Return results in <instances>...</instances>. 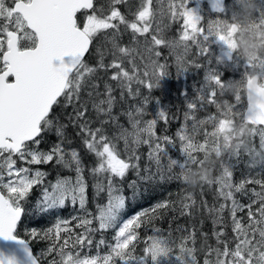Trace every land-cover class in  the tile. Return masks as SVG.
<instances>
[{
  "label": "snow or ice",
  "instance_id": "6c2138e0",
  "mask_svg": "<svg viewBox=\"0 0 264 264\" xmlns=\"http://www.w3.org/2000/svg\"><path fill=\"white\" fill-rule=\"evenodd\" d=\"M126 2L106 0V4L97 6L95 0H0V239L21 245L29 264H43L41 257L32 253L29 239L19 236V225L26 212L25 203L36 186L42 188L41 199L37 203L41 213L64 208L68 203L72 206L78 204L83 213L71 219H57L42 233L33 229L27 234L30 238L51 241L47 250L51 259L47 264H70L71 261L75 264H160L159 258L163 253L172 255L174 251L172 245L175 241L170 236L166 238L160 234V229L154 228L156 235H148L143 240L139 231L142 225L158 218L160 210L170 207L175 210L174 202H159L150 209L121 220L126 197L122 186L116 181H123L130 170H135L142 180L152 178L150 167L143 169L149 175L141 176L142 154L138 150L142 145L148 147L147 159L155 163L157 169L164 156L168 157L166 167L169 172L174 167L179 170L187 168L189 154L207 144L215 127L212 122L216 121L218 115L216 112L199 118L197 113L208 106L216 109L223 82L218 75L209 73L207 83L187 103L184 123L176 133L185 157L183 161L169 156L167 146H176L171 137L156 135L158 121L166 123L168 120L165 110H159L149 120H144L147 115L144 107L129 111L126 115L131 129L117 125L119 133L109 136L104 126L109 120H116L111 116L115 100L112 85L105 83V91L101 93L99 85L92 83L86 100L82 99L81 90L98 70L117 69L110 79L119 81V86L127 88L129 94L139 95V90L133 93L128 83L132 80L129 72L121 67L124 57L134 49L121 46L120 25L130 28L134 34L144 35L153 30V23L156 24L154 31L157 34L152 35L150 41H145L144 51L150 55L144 57L147 63L142 75L147 82L137 77V83L146 84L148 89L158 87L160 80L167 76L165 65L151 58L150 44H166L174 52H180L176 56L177 72L180 74L187 71L185 65L189 63L194 67L201 66L197 60L210 50L213 36L228 46L231 55L234 47L231 35L235 25H222L220 20H213L206 27L202 26V18L189 8L190 0H141L133 13L135 19L129 22L117 7ZM214 6L218 11H224L221 0H216ZM165 16L172 21L182 20L178 39L168 41L164 38L161 23ZM262 24L264 18L259 21V25ZM225 27L227 32L224 31ZM101 36L103 39L100 43L94 45V41ZM106 44H110V48L106 49ZM93 46L99 56L96 67L85 60L86 53ZM193 47L197 52L189 62L185 57L191 54ZM109 54L112 60L105 64V57ZM154 55L158 57L159 52ZM248 67H252L251 59ZM216 85L220 86L219 91ZM101 96L105 98L97 102L95 98ZM89 102L97 115L109 117V120H99V127L93 128L92 118L86 115ZM143 103L147 105L149 98L145 97ZM69 104L74 110V116H69V120L79 129L77 135L81 136L85 147L96 158L94 166L89 169L92 187L97 196L107 193V202L97 203L95 214L87 208L89 183L84 174L85 166L79 151L72 147V140L65 136V125L55 128L59 141L53 143L49 150L44 151L39 147L56 123L55 109ZM248 116L260 124L259 133L264 142V117H254L252 108L248 109ZM207 125L212 126L210 131ZM197 136H203V142L194 143ZM120 141H123L122 149L119 147ZM53 161L74 172V176L58 175L54 182L46 183L49 173L32 166L47 165ZM232 176L231 166L228 165L221 168L220 179L215 182L219 185L218 196L224 202L207 210L214 213V225H223V230L213 232L215 247L205 245L202 264H264V178L246 179L233 185ZM177 178L180 179L179 176ZM246 184L258 185L260 191L253 188L251 191L255 199L245 205L235 199L234 193L243 191ZM134 186L135 182L129 185ZM185 199L195 203L191 196ZM190 209L191 204L181 203L180 215H191ZM238 213H246L247 218ZM73 221H76L74 225ZM76 229L83 231L77 232ZM108 230H115V233L112 242L107 245V254L81 256L78 249L92 245L91 234ZM229 230L233 233L231 239L228 238ZM140 243L144 247L142 253L137 255ZM104 244L102 238L97 247ZM178 251L176 258L179 264H201L196 255L194 230L181 237ZM0 264L21 262L15 255L6 256L0 251Z\"/></svg>",
  "mask_w": 264,
  "mask_h": 264
},
{
  "label": "trees",
  "instance_id": "16d2710c",
  "mask_svg": "<svg viewBox=\"0 0 264 264\" xmlns=\"http://www.w3.org/2000/svg\"><path fill=\"white\" fill-rule=\"evenodd\" d=\"M120 30L121 34L119 42L121 46L128 47L130 50L134 49V51H130L128 56L124 57V62L121 67L125 71L129 72L132 80L128 83L133 93H135L137 89L139 90V95L129 94L127 88H121L119 86V81H113L110 79L111 75L118 71L117 69H108L107 71L103 69L98 70L94 76L89 78V83L81 90L82 99L86 100L88 99L87 93L92 90V83L99 85V91L101 93L105 91V83L112 85V95L115 97V100L113 102L111 116H115V122L109 120L107 115H97L95 109L92 108L91 102H89V111L86 114L92 118L93 128L100 126L99 120H109V123L104 126L106 134L109 136L116 135V131H119L117 125L121 122H124L126 124L125 128L130 130L131 125L128 123L129 118L126 113L134 111L136 106L142 105L145 97H148L149 100L152 101L153 96H157V94H150L154 87L152 89H148L146 84L137 83V77L145 79L147 82V78L142 75L145 70L144 65L147 63V60L144 59L146 55L139 49L132 46V30L130 28H126L125 25H120ZM111 31L112 30H109V32ZM102 39V36L98 37L97 40L94 41V45L100 43ZM105 48H110V44H106ZM85 60L90 66L96 67L99 56L97 55L94 46L90 47L89 53H86ZM111 60L112 56L110 54L107 55L105 57V64L110 63ZM170 88L171 96L168 99L169 102L164 107L168 120L166 123L164 121H158L155 131L157 136H168L175 141L176 146L173 147L172 145H168L167 151L170 156L180 159L178 156L180 154V142L176 137V133L182 124L185 107L178 92L177 95H175L172 87ZM121 93H123V97H121ZM153 93H157V91ZM242 94L244 98V91ZM103 98L105 97L101 96L95 99L98 102L99 99ZM77 107H79V105H77ZM147 107L148 106L145 108ZM69 116H74L72 105L69 104L55 109L56 123L54 124L53 129L46 134L39 147L44 151L49 150L53 143L59 141L55 128L59 125H65V136L67 139L72 140V147H75L79 151L82 162L85 166L84 174L89 183V187L87 189V208L92 210V213L94 214L96 211L94 210V205L97 203L103 204L107 199V193L104 192L97 196L92 187L93 179L89 174V169L94 166L96 158L85 147L81 136L77 135L79 129L76 128L73 122L69 120ZM237 120L240 121L242 126L248 127L250 125V123L245 120L244 116ZM234 128L236 129L237 127ZM228 133L231 135L230 131ZM200 138L201 136L195 137L194 142H199L198 140H200ZM220 142L219 150L216 151V153L212 151L209 155L203 156V152L201 151H192V154L188 157V167L183 170H179L174 167L171 172H169L166 167L168 162L164 166H160V168L157 169L155 163L148 161V147L146 145H142L138 150V152L142 154L140 160L141 176L149 175V173L144 172L143 169L145 167H150L152 178L149 180H142L137 176L135 170H130L123 181L117 179L116 182L122 186L123 195L126 197L125 208L121 210V220H126L141 210L150 209L159 202H174L175 210L171 207L162 209L160 210L158 218H154L150 223L142 225L139 230L141 239L143 240L146 238L152 233L154 228H157L160 229V232L166 238L170 236L172 241L180 244L181 237L186 236L188 231L194 230L197 248L196 255L197 259L202 263L205 245L207 244L215 247L216 241L213 232L223 230V225H214V213H209L207 209L213 205L218 206L224 201L223 198L218 196L219 186L215 183V177H211L212 181H209L210 178H203L201 173H196L198 170V161L207 160L209 163L214 162L218 164V162H225L229 159L231 162V171L233 172L232 181L234 182V185H238L241 181L246 179L264 178V150L260 149L258 144L256 145L254 142L250 143L252 145L250 146L249 151L239 148L236 153L232 154L231 150L223 145L224 141ZM119 147L121 149L123 148V141L119 142ZM38 168L49 173L46 183L47 181L54 180L58 175L68 176L74 173L64 169L61 165L56 164L55 161L47 165H38ZM178 176L180 179L177 178ZM133 182H135V186L129 187V185L133 184ZM253 188H259V186L255 184H246L243 191L234 193L239 203L248 204L254 199L251 191ZM40 189L41 186H36L25 203L26 212L19 225V236L22 238H28V243L31 245L34 255L41 257L43 264H47L48 260L51 259V257L47 255V247L51 245V241L39 237L30 238L27 237V234L33 229L42 233L47 229L45 228L47 224H51L55 219L64 218V216L69 214L70 211L67 209V205L59 210L54 209L41 213L37 208V200L40 195ZM188 196H191L192 200L195 201L194 204H192L190 200L185 199V197ZM203 202H207V204L205 205ZM181 203L191 204V215H180ZM224 215L227 218V212H225ZM238 215L246 217V213H238ZM180 229H184L185 231L182 232ZM205 236L207 237L206 240ZM232 236L233 233L229 230L228 238L231 239ZM143 247V243L138 244L136 251L137 255L142 253Z\"/></svg>",
  "mask_w": 264,
  "mask_h": 264
},
{
  "label": "rangeland",
  "instance_id": "374dc122",
  "mask_svg": "<svg viewBox=\"0 0 264 264\" xmlns=\"http://www.w3.org/2000/svg\"><path fill=\"white\" fill-rule=\"evenodd\" d=\"M141 0H127L126 3L118 5L122 14L125 15L126 20L129 22L135 19L133 13L136 12L140 5ZM106 4V0H96V5H104ZM259 7L257 8L256 15L254 17V23L259 25V21L264 18V0H258ZM189 8L194 10L201 18H202V26H207L210 21L220 20L223 24H232L235 25V31L231 35V39L234 41V47L231 49V55H229L230 49L226 44L222 41L217 40L216 37H211L212 43L209 45L210 50L207 54L201 57L197 62L201 65L200 67H194L191 63L185 65L187 67V71H183L178 74L177 72V61L176 56L181 54L180 52H174L173 49L168 47L166 44L154 45L150 44L149 47L152 49L151 58L155 59L159 64L165 65V71L167 72V76L160 80V84L158 87H154L150 94H157L153 96L152 101L149 100L147 105H138L134 108L146 107L147 115L144 116V120H149L154 118L158 111L163 109L169 102L168 99L171 96V88L175 95L177 92L179 94L180 99H182L184 103V113L182 117V124L178 128V130L182 127L184 123V114L188 111L186 105L187 103L194 99L197 96V90L204 87L207 83L206 77L209 73H213L218 75L219 79L223 82V91L217 97V105L216 109L213 106H208L206 110L199 111L197 113L199 118H204L208 114L218 113L216 121L214 123L215 127L212 129L211 134L208 137L207 144L200 150H193L196 152H203L204 155H209L212 151L216 153L219 150L220 141H224L223 145L226 148L231 150V153H236L239 148H243L246 151H249L250 143L258 144L260 149L264 150V142L261 140V134L259 133L260 124H250L248 127L242 126L240 121L237 119L243 117V112L246 107L245 101V82L248 80L253 74H256L260 83L264 84V57L256 58L252 61V67H248V62L250 59H247L241 56L235 50V33L237 30L238 23H245L246 20L242 15L243 12V0H225L224 3V11L216 12L213 11L210 7L208 0H190ZM165 25H167L165 27ZM182 25L181 21H172L167 16L163 17L161 28L162 34L164 38L168 41L178 39L180 29ZM156 24L153 23V30H150L149 33L141 35L134 34L132 32L131 44L134 48L142 51L146 57L150 54L144 51L145 41H150L152 35H156L157 33L154 31ZM224 31L227 32V28H224ZM159 38V36H158ZM159 52V56H155L154 53ZM197 49L193 47L191 49V54L185 57L189 62L195 57ZM154 79V78H153ZM217 91H219V85L215 86ZM157 91V93H153ZM244 91V98L242 92ZM151 104V105H150ZM133 111V112H134ZM115 117V116H112ZM129 123V122H128ZM191 122H189L190 124ZM116 125V124H115ZM124 128L126 124L124 122L119 123ZM207 129L210 131L212 126L207 125ZM234 127H237L236 129ZM177 130V131H178ZM250 130V131H249ZM231 135H229V132ZM119 131H116L118 134ZM195 139V138H194ZM199 142H203V136H201ZM194 142V141H193ZM194 143H198L195 141ZM180 147V144H179ZM180 154L178 155L180 159L177 157H172L177 159L178 161H183L185 157L183 156L181 149L179 150ZM169 154V153H168ZM192 154V152L189 154ZM170 156V154H169ZM203 158V157H202ZM201 158V159H202ZM168 162V157L164 156L161 158V166H164ZM228 165L231 166V162L228 159L225 162H208L207 160L198 161L197 167L198 170L196 173H201L203 178H210L209 181H212L211 177H215V182L220 179L221 176V168H226ZM33 168H37L38 165H33ZM74 176V173L72 175ZM56 179V178H55ZM52 180V182L55 181ZM233 185L234 182L232 181ZM219 186V185H218ZM256 191H260L259 188H256ZM42 195V188L40 189V195L37 200V203L40 201ZM255 199L254 195H252ZM238 201V199L235 197ZM107 202V199L104 203ZM239 202V201H238ZM103 203V204H104ZM242 204V203H240ZM69 208H68V206ZM96 205V204H95ZM94 205V210L96 207ZM246 205V204H245ZM67 209H69L70 213L64 216L61 219H71L72 216H81L83 215L82 211L79 209L78 204L76 206H72L70 203L66 204ZM65 206V207H66ZM57 210L62 208H56ZM66 209V210H67ZM54 210V209H51ZM92 211V210H91ZM96 213V211H95ZM94 213V214H95ZM132 217V216H131ZM129 217V218H131ZM247 218V217H245ZM60 219V218H58ZM128 219V218H127ZM57 219H55L51 224H47L45 228L51 227ZM73 225L76 221L72 222ZM96 224L94 222L93 227ZM77 232H82L83 229H76ZM115 233V230L108 231H100L91 234L92 245L84 246L80 250L81 256L84 255H96L99 253L100 255H105L108 253L107 245L112 242V237ZM160 234H162L160 232ZM150 235H156L152 231ZM163 235V234H162ZM105 240L104 245H100L97 247L99 241L101 239ZM50 246L47 247V250ZM174 251L172 255H169L167 252L163 253L160 256V264H179V261L176 258V255L179 254L178 248L179 244L174 243L172 245ZM57 259L59 257L57 256ZM70 264H75L74 261H71ZM202 264V263H201Z\"/></svg>",
  "mask_w": 264,
  "mask_h": 264
},
{
  "label": "clouds",
  "instance_id": "9594fccd",
  "mask_svg": "<svg viewBox=\"0 0 264 264\" xmlns=\"http://www.w3.org/2000/svg\"><path fill=\"white\" fill-rule=\"evenodd\" d=\"M259 7L258 0H243V12L246 22L238 23L235 33V50L247 59L264 57V24L256 25L254 17ZM255 102L264 108V84L258 78L251 85ZM250 131V130H249Z\"/></svg>",
  "mask_w": 264,
  "mask_h": 264
},
{
  "label": "water",
  "instance_id": "95a60500",
  "mask_svg": "<svg viewBox=\"0 0 264 264\" xmlns=\"http://www.w3.org/2000/svg\"><path fill=\"white\" fill-rule=\"evenodd\" d=\"M210 7L213 11L220 12L214 6L216 4V0H208ZM222 6L224 8L225 0H221ZM258 78L256 74H253L248 80L245 82V101L246 107L243 112L245 120L250 124H258L255 119H250L248 116V109H253L254 117H264V108H260V106L255 102L254 96L251 92V85L254 83V79ZM23 239L22 237H20ZM31 251L32 247L29 244ZM0 251H3L6 256L15 255L17 259L21 262V264H29L28 257L23 250V247L17 244L14 241H4L0 239ZM33 253V251H32ZM34 254V253H33Z\"/></svg>",
  "mask_w": 264,
  "mask_h": 264
}]
</instances>
